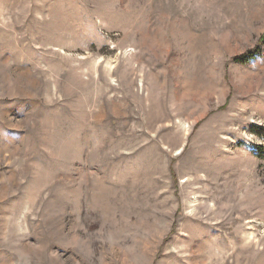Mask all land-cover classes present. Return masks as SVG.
Segmentation results:
<instances>
[{
  "label": "rangeland",
  "instance_id": "obj_1",
  "mask_svg": "<svg viewBox=\"0 0 264 264\" xmlns=\"http://www.w3.org/2000/svg\"><path fill=\"white\" fill-rule=\"evenodd\" d=\"M0 264H264V0H0Z\"/></svg>",
  "mask_w": 264,
  "mask_h": 264
},
{
  "label": "trees",
  "instance_id": "obj_2",
  "mask_svg": "<svg viewBox=\"0 0 264 264\" xmlns=\"http://www.w3.org/2000/svg\"><path fill=\"white\" fill-rule=\"evenodd\" d=\"M261 40H263V39H261ZM256 51H257V49L253 48L252 50H249V51L245 52L244 54H241L240 56L233 57L232 60H234V61L235 60L236 61H245V60L249 59L250 57L254 56Z\"/></svg>",
  "mask_w": 264,
  "mask_h": 264
}]
</instances>
